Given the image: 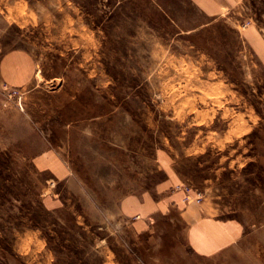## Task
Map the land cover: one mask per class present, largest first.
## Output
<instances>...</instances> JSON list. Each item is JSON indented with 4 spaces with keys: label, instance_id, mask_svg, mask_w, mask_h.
<instances>
[{
    "label": "rangeland",
    "instance_id": "obj_1",
    "mask_svg": "<svg viewBox=\"0 0 264 264\" xmlns=\"http://www.w3.org/2000/svg\"><path fill=\"white\" fill-rule=\"evenodd\" d=\"M225 1L0 0V264H264V0ZM176 185L237 238L136 231Z\"/></svg>",
    "mask_w": 264,
    "mask_h": 264
},
{
    "label": "crops",
    "instance_id": "obj_2",
    "mask_svg": "<svg viewBox=\"0 0 264 264\" xmlns=\"http://www.w3.org/2000/svg\"><path fill=\"white\" fill-rule=\"evenodd\" d=\"M226 3L225 0H209L203 10L210 14L216 13ZM194 204L183 202L181 191H171L156 200L148 196H128L122 201L121 210L135 216L131 224L138 232L150 229L149 220H153L159 212L177 214L189 229L193 249L201 254L221 251L237 238L238 231L233 222L219 221Z\"/></svg>",
    "mask_w": 264,
    "mask_h": 264
},
{
    "label": "built area",
    "instance_id": "obj_3",
    "mask_svg": "<svg viewBox=\"0 0 264 264\" xmlns=\"http://www.w3.org/2000/svg\"><path fill=\"white\" fill-rule=\"evenodd\" d=\"M7 94H8V99H10L12 101H14L13 99H15L16 103H20L19 99H20L21 93L18 89H16V88L9 89V90H7ZM175 190H179L182 192L183 202L200 203L202 200V193L199 191H195L194 189H192L190 187H186L184 185H176Z\"/></svg>",
    "mask_w": 264,
    "mask_h": 264
}]
</instances>
